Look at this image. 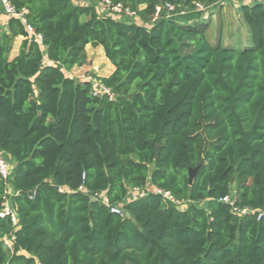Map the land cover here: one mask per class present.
Here are the masks:
<instances>
[{
    "label": "trees",
    "instance_id": "1",
    "mask_svg": "<svg viewBox=\"0 0 264 264\" xmlns=\"http://www.w3.org/2000/svg\"><path fill=\"white\" fill-rule=\"evenodd\" d=\"M111 1L136 16L12 0L43 41L16 17L0 30V211L9 192L18 215L0 216V264H264V2L227 23L215 0ZM88 44L114 69L74 78Z\"/></svg>",
    "mask_w": 264,
    "mask_h": 264
},
{
    "label": "built area",
    "instance_id": "2",
    "mask_svg": "<svg viewBox=\"0 0 264 264\" xmlns=\"http://www.w3.org/2000/svg\"><path fill=\"white\" fill-rule=\"evenodd\" d=\"M227 0H215L214 5L224 4ZM244 2H255V1H262L264 0H243ZM5 13L9 17H16L22 21V23L25 25V30L27 32V36L30 38H34L40 43L43 41V35L42 33L36 32L34 26L29 24L26 19V15L28 14L27 8L18 9L15 4L12 2V0H0ZM80 4L83 5H90L94 4L97 10L101 11V15L103 14H112L113 16H126L129 18H133L136 16V13L129 8L124 7L122 4H114L111 0H77ZM197 9L199 10H206L207 7L202 3H196ZM163 6H157V10L154 16V19H157L159 15L162 12ZM166 9L171 12L175 9V6L173 4H166ZM99 12V11H98ZM90 77V76H89ZM92 79V78H89ZM94 95H106L110 100L115 99V93L108 87L104 86L103 84H99L98 87L94 91ZM12 171V168L10 167V162L6 158L5 154L0 151V177L5 181H9L10 173ZM65 187H61L60 189L63 190ZM155 192L162 193L164 197L169 199L170 201L182 205L179 200H177L169 191L162 190L161 188H155L153 189ZM7 198L4 200L2 204V209L0 211L1 217H7L9 216L13 222L14 225L18 223V215L16 211L12 208L10 202H9V196L10 193L7 192ZM222 202L229 203L231 205L234 204L235 199L231 195H227L221 199ZM112 211L120 213L121 210L119 207H113ZM234 211L238 214H250L257 212L256 209L252 208H243L238 209L234 208ZM264 216V211H259L258 218H261ZM14 236H6L3 238V242L6 248L11 249L13 245Z\"/></svg>",
    "mask_w": 264,
    "mask_h": 264
},
{
    "label": "rangeland",
    "instance_id": "3",
    "mask_svg": "<svg viewBox=\"0 0 264 264\" xmlns=\"http://www.w3.org/2000/svg\"><path fill=\"white\" fill-rule=\"evenodd\" d=\"M244 2L243 0H227L223 4V12H224V18L226 22L228 23L232 17L238 16L236 12V8ZM216 8H211L208 11V14H212L213 18V24L217 23L218 21V15H215ZM99 13H101L100 10H98ZM140 22V21H138ZM245 39V37H244ZM241 39V46L247 44L246 40ZM113 64L106 58L105 54L103 51L98 49L97 47L91 48L88 47L87 51V63L84 66L81 67H75L72 72H70V76L74 78H79V79H85V78H92L90 74L97 73L98 75H106L111 72ZM90 76V77H89ZM10 162V167L13 168L14 163L13 161ZM144 190H136L133 191L129 199L139 197L143 194Z\"/></svg>",
    "mask_w": 264,
    "mask_h": 264
},
{
    "label": "crops",
    "instance_id": "4",
    "mask_svg": "<svg viewBox=\"0 0 264 264\" xmlns=\"http://www.w3.org/2000/svg\"><path fill=\"white\" fill-rule=\"evenodd\" d=\"M9 16L5 13L4 11V8L0 2V30L1 31H7L8 30V21H9ZM24 39L23 36L21 37H18L16 40H15V43L13 45V50L11 52V58L14 57L18 51H19V48H20V45H21V42L22 40ZM88 47H91V48H95L93 47L92 45L88 44L86 46V50L88 51ZM98 49H100L101 51H103V48L101 46H98L97 47ZM104 53V51H103ZM114 69V66H112L111 68V71ZM6 158L9 160V161H13L14 163V160L8 155V154H5Z\"/></svg>",
    "mask_w": 264,
    "mask_h": 264
},
{
    "label": "water",
    "instance_id": "5",
    "mask_svg": "<svg viewBox=\"0 0 264 264\" xmlns=\"http://www.w3.org/2000/svg\"><path fill=\"white\" fill-rule=\"evenodd\" d=\"M44 53H46V52H44ZM35 105H36V104H35ZM157 149H158V148H157ZM201 164H202V162H201V163L199 164V166H197L196 168H191V169L189 170V180H190V183L193 182V179H194L195 173H196L197 169L201 166ZM127 216L130 217V214L127 213Z\"/></svg>",
    "mask_w": 264,
    "mask_h": 264
}]
</instances>
